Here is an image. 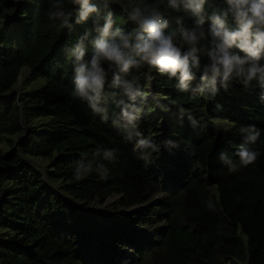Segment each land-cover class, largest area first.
<instances>
[{
  "label": "trees",
  "instance_id": "obj_1",
  "mask_svg": "<svg viewBox=\"0 0 264 264\" xmlns=\"http://www.w3.org/2000/svg\"><path fill=\"white\" fill-rule=\"evenodd\" d=\"M53 2L0 0V264H264V101L255 81L212 96L195 91L199 73L181 92L178 79L133 69L128 78L146 102L106 85L105 111L96 114L72 96L69 52L86 31L90 50L98 33L91 17L75 24L73 16V28H63L49 18ZM166 2L112 0L114 26L134 27L121 4H147L175 28L183 13ZM63 5L73 11L71 0ZM24 69L20 92L6 97ZM119 99L129 112L142 107L136 131L151 147L129 138ZM211 121L232 126L213 129ZM246 126L260 132L247 166L235 155ZM105 150H114L112 159ZM110 197L118 198L114 213L103 216L95 208Z\"/></svg>",
  "mask_w": 264,
  "mask_h": 264
},
{
  "label": "clouds",
  "instance_id": "obj_2",
  "mask_svg": "<svg viewBox=\"0 0 264 264\" xmlns=\"http://www.w3.org/2000/svg\"><path fill=\"white\" fill-rule=\"evenodd\" d=\"M71 4L73 11L66 13L63 0H55L51 8L57 11L48 14L50 19H59L61 26L68 29L73 28V16L75 24L86 23L92 18V29L98 35L90 40V50L85 47L84 40L92 33L86 31L69 55L73 58L72 96L86 102L94 113L105 111L99 103L106 85L120 89L121 96L132 100L140 95L144 104L146 96L139 91V82L128 78L133 69L141 68L155 70L169 80L178 79L176 87L181 92H187L189 82L199 73L200 84L195 91L212 96L220 89L227 90L236 81L246 88L255 81L264 101V0H217L213 3L209 0H167V8L183 13L175 17L176 27L171 29L169 18L158 6L135 4L129 8L121 4L127 19L134 25L127 31L114 26V12L109 7L112 0H96L95 3L71 0ZM185 17L191 20V26L185 23ZM206 21H210L207 28ZM86 53L88 59H85ZM146 78L152 79L150 71ZM134 85L137 86L135 91ZM114 103L119 108L123 105L122 118L130 129L129 138L141 137L136 131V122L142 107L133 106L129 112L123 99ZM102 118L106 119L107 115ZM240 132L247 135L235 155L247 166L257 159L258 153L248 145L257 141L260 132L254 126L241 127ZM136 144L140 148L152 146L150 140L142 137ZM113 153L114 150H105L104 157L112 159ZM235 167L233 164L230 169ZM77 174L79 176V169Z\"/></svg>",
  "mask_w": 264,
  "mask_h": 264
},
{
  "label": "rangeland",
  "instance_id": "obj_3",
  "mask_svg": "<svg viewBox=\"0 0 264 264\" xmlns=\"http://www.w3.org/2000/svg\"><path fill=\"white\" fill-rule=\"evenodd\" d=\"M28 76V72L26 69H24L20 75V85L22 84V82L24 81V79ZM19 86V85H18ZM151 97H153L154 99H157V94H155L154 92L150 94ZM151 104H153L154 102L153 101H150ZM154 118H159L162 120V122H164L165 124V127L170 129V126L168 125V123H166V118L164 116V114L162 113H158L157 116H153ZM232 125L231 124H227L225 122H220V121H211L209 122V127L210 128H213V129H219V128H223V129H226L228 127H231ZM41 159H37L35 162L38 164L40 163ZM117 198H113L112 200H116ZM113 203L111 201H109V203L106 205V206H99L97 208H94L101 211L103 216H109L111 214L114 213V209L112 207Z\"/></svg>",
  "mask_w": 264,
  "mask_h": 264
},
{
  "label": "water",
  "instance_id": "obj_4",
  "mask_svg": "<svg viewBox=\"0 0 264 264\" xmlns=\"http://www.w3.org/2000/svg\"><path fill=\"white\" fill-rule=\"evenodd\" d=\"M16 91L20 92L19 86H17L10 94H7L6 97H11ZM23 136H25V134H23L21 137H23ZM109 201H111L113 203L115 200L108 199L103 206H106L109 203Z\"/></svg>",
  "mask_w": 264,
  "mask_h": 264
}]
</instances>
